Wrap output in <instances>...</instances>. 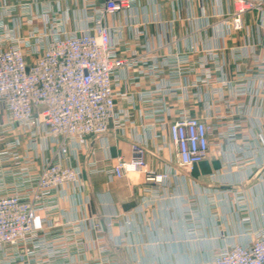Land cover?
<instances>
[{
  "label": "crops",
  "instance_id": "crops-1",
  "mask_svg": "<svg viewBox=\"0 0 264 264\" xmlns=\"http://www.w3.org/2000/svg\"><path fill=\"white\" fill-rule=\"evenodd\" d=\"M84 1L0 0V24L12 23L4 5L16 4V14H22L28 3L34 13L44 5L58 9L66 29H82L89 25ZM236 1L133 0L132 8L107 17L117 54L138 61L119 71L117 84L133 97L131 104L117 100L118 115L133 114L103 136L74 142L62 157L78 168L82 182L60 189V209L54 214L60 223L82 224L79 239L59 244L72 246L71 261L101 259L96 224L109 246L107 264H206L224 247L248 245L254 233L264 230V87L258 77L264 0H249L255 7L244 13L239 30L231 21ZM28 28L23 25L20 33ZM177 58L181 74L175 76L170 65ZM156 65L161 72L141 75ZM185 112L217 117L223 132L227 125L240 126L233 139L213 137L207 157L184 167L169 126ZM8 120L0 110V135ZM45 133L41 128L33 136L17 125L4 133L7 140L19 141L33 175L59 148L57 139ZM135 145L145 148L150 171L167 175L162 182L147 180L144 171L120 177L110 171L119 157H133ZM0 168L6 191H14L21 181L11 174L20 165L6 159ZM54 230L61 231L59 226ZM77 242L86 247L85 255L73 252Z\"/></svg>",
  "mask_w": 264,
  "mask_h": 264
},
{
  "label": "built area",
  "instance_id": "built-area-1",
  "mask_svg": "<svg viewBox=\"0 0 264 264\" xmlns=\"http://www.w3.org/2000/svg\"><path fill=\"white\" fill-rule=\"evenodd\" d=\"M24 5L22 14H16V4L4 5L12 23L0 24V110L9 119L0 135V141L5 144V149L0 151V165L6 159L20 165L11 176L16 183L21 181L14 191L7 192L5 173L0 168V252H3L0 261L12 263L23 258L31 261L38 256H44L46 261L59 255L62 261L72 262L68 259L71 247L64 244L68 250L62 253L64 249L57 246L79 239L82 224L80 221L60 223L54 214L60 209V189L69 184L80 187L82 182L78 168L65 164L62 157L69 153L74 142L83 144L88 137L103 136L111 127H121L133 114L127 111L123 116L118 115L117 100L131 104L133 97L119 91L117 84L119 71L138 61L117 54L111 44L112 28L106 21L109 15L132 8L133 0H85L89 25L76 30L66 29L58 9L44 5L34 13L28 3ZM253 7L249 0L236 1L231 16L234 29L243 28V15ZM23 25L29 28L21 34ZM260 61L258 77L264 87V57ZM170 66L175 76L181 74L179 58ZM150 72L161 70L156 65L140 71L141 75ZM16 125L33 136L45 129L46 136L58 141V151L36 175L31 174V160L20 152L19 141L4 136ZM223 126L217 117L202 119L187 112L172 122L170 137L180 165L193 168L207 157L213 137L233 139L240 123L227 125L226 132L222 131ZM145 154L144 147L135 145L133 157L129 160L119 157L110 171L119 177L144 171L147 180L162 182L167 175L150 171ZM244 202L241 199L242 206ZM58 226L62 228L59 233L54 230ZM96 228L97 239L102 241L98 247L102 257L98 263L83 261L82 264L109 263V246L103 241L99 224ZM47 229L51 235L43 233ZM9 249L19 250L13 256L15 260H8L5 255ZM74 249L78 256L87 253L82 243L77 242ZM44 251L47 253L42 254ZM206 264H264V230L254 233L248 245L235 243L224 247Z\"/></svg>",
  "mask_w": 264,
  "mask_h": 264
},
{
  "label": "rangeland",
  "instance_id": "rangeland-1",
  "mask_svg": "<svg viewBox=\"0 0 264 264\" xmlns=\"http://www.w3.org/2000/svg\"><path fill=\"white\" fill-rule=\"evenodd\" d=\"M61 230H62V228H61V226L59 227ZM59 232H60V230H59ZM43 233H46V234H50L51 235V230L50 229H47V230H45ZM68 246V245H67ZM58 247V249L59 250H61V249H64L65 247L63 246V245H61V246H57ZM70 247H72V246H70ZM67 250H68V247L66 248ZM66 249H64V252H62V253H66L65 252V250ZM19 250H15V249H9L7 252H5L6 254L5 255H7V258H8V260L9 259H13V260H15V258L13 257L15 254L17 255V252H18ZM73 252H75L76 254H77V251H76V249H74L73 250ZM0 253H3V252H0ZM47 252L46 251H44V252H42V254H46ZM32 254L33 253H29V256L31 257L32 256ZM34 255V254H33ZM56 256V258H54L55 260H46V261H44V256H38L37 257V259H31V261H30V259H27V260H24L25 258H23V259H19L18 261H16V262H12V263H9V262H5L4 260L3 261H0V264H41V263H44V264H82V262H78V261H72V262H68V261H62V258L59 256V255H55ZM24 257H27V256H25L24 255ZM33 257V256H32ZM59 257V258H58ZM58 258V259H57ZM5 259V258H4Z\"/></svg>",
  "mask_w": 264,
  "mask_h": 264
}]
</instances>
